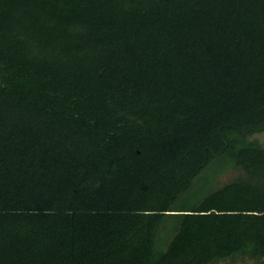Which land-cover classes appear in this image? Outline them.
Listing matches in <instances>:
<instances>
[{
    "label": "trees",
    "instance_id": "1",
    "mask_svg": "<svg viewBox=\"0 0 264 264\" xmlns=\"http://www.w3.org/2000/svg\"><path fill=\"white\" fill-rule=\"evenodd\" d=\"M262 130L264 0H0V264L264 256L259 189L179 204Z\"/></svg>",
    "mask_w": 264,
    "mask_h": 264
},
{
    "label": "rangeland",
    "instance_id": "2",
    "mask_svg": "<svg viewBox=\"0 0 264 264\" xmlns=\"http://www.w3.org/2000/svg\"><path fill=\"white\" fill-rule=\"evenodd\" d=\"M253 137L259 138L264 146V130L257 132ZM223 160H216L204 171L200 172L192 181V187L180 200L179 204L194 205L197 201L202 200L206 195L211 193L215 188L223 187L233 181L245 182V184L253 189H259L264 194V172L249 174L244 170L228 169L221 174L216 182H213V178L217 174L225 170ZM215 176V177H214ZM209 191V192H208ZM249 254V255H248ZM245 256H252L253 263L264 264V256L256 257L248 253Z\"/></svg>",
    "mask_w": 264,
    "mask_h": 264
},
{
    "label": "flooded vegetation",
    "instance_id": "3",
    "mask_svg": "<svg viewBox=\"0 0 264 264\" xmlns=\"http://www.w3.org/2000/svg\"><path fill=\"white\" fill-rule=\"evenodd\" d=\"M247 254L241 252L226 258L214 259L208 264H256L255 262L253 263L252 256H245Z\"/></svg>",
    "mask_w": 264,
    "mask_h": 264
}]
</instances>
